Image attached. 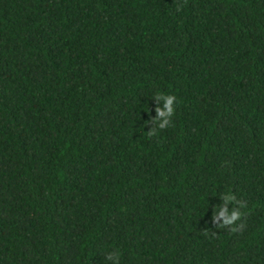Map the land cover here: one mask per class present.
Returning a JSON list of instances; mask_svg holds the SVG:
<instances>
[{
	"label": "trees",
	"instance_id": "16d2710c",
	"mask_svg": "<svg viewBox=\"0 0 264 264\" xmlns=\"http://www.w3.org/2000/svg\"><path fill=\"white\" fill-rule=\"evenodd\" d=\"M117 252L264 264V0H0V264Z\"/></svg>",
	"mask_w": 264,
	"mask_h": 264
},
{
	"label": "clouds",
	"instance_id": "9594fccd",
	"mask_svg": "<svg viewBox=\"0 0 264 264\" xmlns=\"http://www.w3.org/2000/svg\"><path fill=\"white\" fill-rule=\"evenodd\" d=\"M177 11L181 10L183 4H177ZM157 101H163V107H157V118L155 120H148L145 123V127L148 124H156L157 127L153 128L151 131L147 132L149 137H158L159 133L163 130H167L172 126V118L175 116V105H176V96L171 94L156 93L154 97ZM150 115V113H149ZM222 200L224 206L218 208L216 213L213 216V222L218 224L221 229L231 226L232 233L242 232L244 225L240 223L244 213L241 211V208H247L248 205L246 202H241L237 199L236 195L229 190L222 195ZM236 204L238 207L233 208L229 211L228 205ZM223 220V223L220 224V221ZM207 235V233H205ZM121 253L117 252L115 254L109 253L107 259L114 260L115 264H120Z\"/></svg>",
	"mask_w": 264,
	"mask_h": 264
}]
</instances>
